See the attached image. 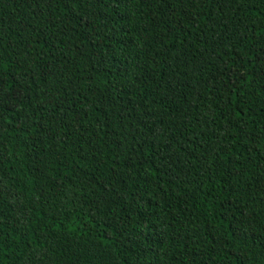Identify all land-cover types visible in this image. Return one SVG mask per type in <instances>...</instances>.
I'll return each mask as SVG.
<instances>
[{"label":"trees","instance_id":"1","mask_svg":"<svg viewBox=\"0 0 264 264\" xmlns=\"http://www.w3.org/2000/svg\"><path fill=\"white\" fill-rule=\"evenodd\" d=\"M0 264H264V0H0Z\"/></svg>","mask_w":264,"mask_h":264}]
</instances>
